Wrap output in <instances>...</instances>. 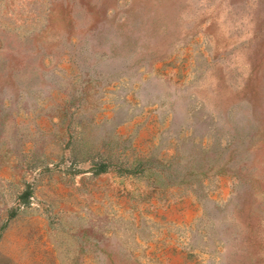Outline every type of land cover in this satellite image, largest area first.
Segmentation results:
<instances>
[{"label":"rangeland","instance_id":"1","mask_svg":"<svg viewBox=\"0 0 264 264\" xmlns=\"http://www.w3.org/2000/svg\"><path fill=\"white\" fill-rule=\"evenodd\" d=\"M0 264H264V0H0Z\"/></svg>","mask_w":264,"mask_h":264}]
</instances>
